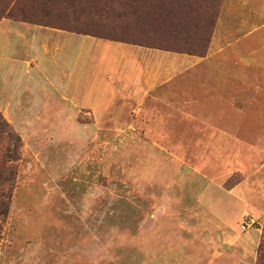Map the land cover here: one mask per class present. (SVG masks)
<instances>
[{"label": "rangeland", "instance_id": "obj_1", "mask_svg": "<svg viewBox=\"0 0 264 264\" xmlns=\"http://www.w3.org/2000/svg\"><path fill=\"white\" fill-rule=\"evenodd\" d=\"M137 1L0 0V264L258 262L264 123L238 131L236 111L253 75L264 91V17L248 35L251 21L220 18L224 0H178L172 12L215 24V46H184L190 25L158 31L161 0ZM32 23L135 46L20 66Z\"/></svg>", "mask_w": 264, "mask_h": 264}, {"label": "crops", "instance_id": "obj_2", "mask_svg": "<svg viewBox=\"0 0 264 264\" xmlns=\"http://www.w3.org/2000/svg\"><path fill=\"white\" fill-rule=\"evenodd\" d=\"M245 7H247V11L245 10ZM228 9V10H226ZM264 0H224L222 11L220 12V18L223 17L224 19H235L237 20L236 22V30L238 32V28L241 27L240 29L244 28L245 26L248 27V24L251 21L254 23L252 25V29H249V34L248 35H255V33L259 30H261L260 24L255 23L254 20H261L264 17ZM247 20V21H245ZM7 21H5L6 23ZM3 23V22H2ZM26 27V26H25ZM24 28V27H23ZM25 29V28H24ZM27 32L29 33L28 38H32V43L29 46L30 49V54L26 57H19V58H14L12 57L11 60L14 63H19L18 65H27L29 66V62H35L38 65H32L35 69L43 68L45 67V62L48 63L49 61H54V59H59L65 63L69 62L72 65L77 64L79 61H83L86 59L85 56V46H91L88 48H91L90 50H93L94 46H114V50H117L116 46H135V45H130L127 43H120V42H114L111 40L107 39H101L97 37H91L88 35L84 34H74L70 33L64 30H59L55 29L49 26H43L39 24H33L29 28H26ZM227 31V29H224ZM20 36V34H19ZM22 36V35H21ZM29 40V39H28ZM26 43L24 42V45ZM216 42L214 38H212L210 46H215ZM228 44H226L227 46ZM0 46H3L0 42ZM229 46V45H228ZM130 51L128 52V58H133V59H138L140 61V74L143 75V72L146 71L148 64L146 61L148 60L147 58H141L139 60L138 58V51L135 54H132V49H129ZM125 51V50H124ZM145 53L144 51H140V55ZM148 54V53H146ZM156 55H160V53L155 52ZM51 58V59H50ZM61 58V59H60ZM50 59V60H49ZM147 59V60H146ZM18 61V62H17ZM144 65V68L143 66ZM48 66V65H47ZM46 68V67H45ZM34 70L33 68H31ZM246 77L248 76H240L238 77V80L245 81L247 79ZM79 77L77 78L76 82L80 83L82 80H78ZM253 79V91H252V104L249 105V103H246V106H243V108H238L236 111V126L238 131H252L253 129L259 130L261 129L263 123H264V100H260L264 98V91L261 92L259 83L260 80H262V76L256 77V75L252 76ZM73 80V79H72ZM74 81V80H73ZM82 83V82H81ZM244 91L243 93L238 92V96L241 97V95H248ZM250 94V93H249ZM259 98V100H257ZM151 103V101H149ZM251 108V110H250ZM233 114V113H231ZM230 113H223L222 116V121H225L228 119V116ZM249 117V119L252 120V125L254 127H245V123H248V126L250 125V121L246 122V117ZM257 123H259L258 127ZM244 124V126H242ZM253 128V129H252ZM263 128V127H262ZM262 134L258 135V140H260V145L264 146V129L261 130ZM242 184H240L241 188ZM239 187V185H238ZM242 189V188H241ZM243 190V189H242ZM248 191V190H245ZM248 239L245 240L243 245H249L254 239H256L252 235L247 236ZM246 243V244H245Z\"/></svg>", "mask_w": 264, "mask_h": 264}, {"label": "trees", "instance_id": "obj_3", "mask_svg": "<svg viewBox=\"0 0 264 264\" xmlns=\"http://www.w3.org/2000/svg\"><path fill=\"white\" fill-rule=\"evenodd\" d=\"M132 1H137V0H132ZM146 1H148V4L152 6V3L149 0H142V1H137V2L145 4ZM215 1L216 0H211V4L207 5L206 7L209 8L210 10H212L214 8L213 3ZM107 2H108V0H97V5L104 7ZM161 2L159 3V7L161 6L160 8L162 9L163 12L159 11V7H158V11H156L158 13H156L155 16H152V15L150 16L151 22L154 25H158L157 26L158 31L163 30L165 28L173 27V31H175V29H176V32H178V30L180 31V29L182 27L188 28L187 25H190L191 28H190L188 36L184 42V46H209L210 45V42H211L210 39L211 38L205 40L204 34H205L208 27L211 28V31H213V29L215 27L214 23L211 26H208V24H207L208 19L212 18L211 14L207 13L205 16L203 14H194V15L193 14L192 15L191 14H184V15H181V14L177 13V11H176V13L172 12V9H169L167 7V6H176V5L180 6L178 0H164V1L161 0ZM151 9H154V5H153V7H151ZM218 15H219V11H217L215 13V17L213 16V19L216 20V18H218ZM182 18H186V19L195 18V19L192 22V24L188 23V21H186V24H184V25H181V23H177V24L174 23V21L182 20ZM146 19L149 20L148 17ZM161 19L166 20V21L162 22ZM196 19H198V20H196ZM201 20H203V21H201ZM215 20H214V22H215ZM65 28H67V27H65ZM72 30L77 31V32L81 31L80 29H75V28ZM211 31H210V33H211ZM178 39L176 40V42H174V40H173V42H171L172 40H170L168 43H165V45H167V44L169 45V43H172L173 46L180 45V42ZM263 246H264V241L262 243H260V245H259L258 262L256 264H264Z\"/></svg>", "mask_w": 264, "mask_h": 264}, {"label": "built area", "instance_id": "obj_4", "mask_svg": "<svg viewBox=\"0 0 264 264\" xmlns=\"http://www.w3.org/2000/svg\"><path fill=\"white\" fill-rule=\"evenodd\" d=\"M248 226H249V224L246 221L241 223V229H246V227H248Z\"/></svg>", "mask_w": 264, "mask_h": 264}]
</instances>
